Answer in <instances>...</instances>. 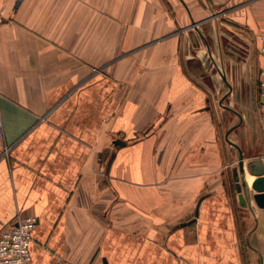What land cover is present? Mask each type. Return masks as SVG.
<instances>
[{
	"label": "crops",
	"instance_id": "obj_1",
	"mask_svg": "<svg viewBox=\"0 0 264 264\" xmlns=\"http://www.w3.org/2000/svg\"><path fill=\"white\" fill-rule=\"evenodd\" d=\"M0 10V227L37 217L31 264H264V202L202 154L213 108L247 88L251 42L263 64L264 0Z\"/></svg>",
	"mask_w": 264,
	"mask_h": 264
},
{
	"label": "rangeland",
	"instance_id": "obj_2",
	"mask_svg": "<svg viewBox=\"0 0 264 264\" xmlns=\"http://www.w3.org/2000/svg\"><path fill=\"white\" fill-rule=\"evenodd\" d=\"M220 17L224 18L225 20L229 16L228 14L224 13ZM251 44V53H253L254 56H251L250 59L252 74L248 80V85L246 84V92H241V90H239V94L234 92L224 99V104L234 108V112L237 116L229 110H225L219 106H216L213 108L214 112L212 115L214 124L213 132H207L205 128L203 129L204 137L207 138L211 134L214 140L218 141V149H216L214 143L212 145H208L207 143L203 144L202 154L204 167L206 165L207 167L212 166V168H215V165H217L220 170L222 169L226 173L227 181L231 184L234 183L235 185L241 183L239 180H234L233 177L234 173L239 176L238 152L234 146L225 141L226 133L227 138L237 144L242 153L243 166L245 170L243 175L245 185H251L254 179V176L249 173V170L246 166L249 161L260 159L264 167V137L256 119L257 104L255 102V106L251 107L248 99L251 87L253 89L257 88V70L259 69L258 58L255 56L258 51L255 49L254 43L251 42ZM238 47H240L238 48L240 49V55H244L241 46L238 45ZM204 84L207 87L210 86L212 88L211 81L207 79V76L204 78ZM225 89V86L221 85V88L214 93L215 95L213 94L214 99L217 100L218 97H221ZM242 93L245 95H242ZM208 118V114L204 115V120H208ZM233 126L235 127L231 129ZM229 129L231 130L229 131ZM214 153L216 155L219 153L218 157L216 156V159H212V162H206L205 158ZM213 177L216 179L219 178L216 173Z\"/></svg>",
	"mask_w": 264,
	"mask_h": 264
},
{
	"label": "built area",
	"instance_id": "obj_3",
	"mask_svg": "<svg viewBox=\"0 0 264 264\" xmlns=\"http://www.w3.org/2000/svg\"><path fill=\"white\" fill-rule=\"evenodd\" d=\"M4 17L0 10V26ZM260 41V52L264 59V33L257 36ZM259 96L256 108V119L264 137V60L257 72ZM2 129L0 127V137ZM37 225L35 215L18 216L13 223L0 227V264H31L30 243Z\"/></svg>",
	"mask_w": 264,
	"mask_h": 264
},
{
	"label": "water",
	"instance_id": "obj_4",
	"mask_svg": "<svg viewBox=\"0 0 264 264\" xmlns=\"http://www.w3.org/2000/svg\"><path fill=\"white\" fill-rule=\"evenodd\" d=\"M231 111H233L231 109ZM234 112V111H233ZM226 139L228 141V143L232 146H234L238 152V163H239V176L234 173L233 177L236 181H240L241 185L244 187L245 186V182H244V166H243V159H242V154L240 151V148L238 147L237 144H235L234 142L230 141L227 138V133H226ZM120 143V142H118ZM122 144V143H120ZM247 169L249 170V173L251 175L254 176V179L251 183V187L253 190H255L257 193L254 195V198L258 201L264 202V176H263V172H264V167H263V163L260 159H254L249 161L247 164ZM237 190H240V187L237 186Z\"/></svg>",
	"mask_w": 264,
	"mask_h": 264
}]
</instances>
